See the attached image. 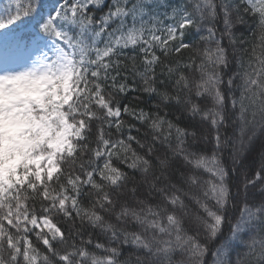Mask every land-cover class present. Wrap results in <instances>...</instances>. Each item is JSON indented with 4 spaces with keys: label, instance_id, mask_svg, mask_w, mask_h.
Masks as SVG:
<instances>
[{
    "label": "snow or ice",
    "instance_id": "1",
    "mask_svg": "<svg viewBox=\"0 0 264 264\" xmlns=\"http://www.w3.org/2000/svg\"><path fill=\"white\" fill-rule=\"evenodd\" d=\"M0 264H264V0H8Z\"/></svg>",
    "mask_w": 264,
    "mask_h": 264
},
{
    "label": "trees",
    "instance_id": "2",
    "mask_svg": "<svg viewBox=\"0 0 264 264\" xmlns=\"http://www.w3.org/2000/svg\"><path fill=\"white\" fill-rule=\"evenodd\" d=\"M7 2L8 0H0V8L2 7H5L7 5ZM108 2H110V0H108ZM171 3L173 4H177L180 2V0H170ZM222 27V26H221ZM243 27V26H241ZM237 35H240V33H237ZM243 35L245 37H250L251 35V29H246L244 32H243ZM135 95H140V101H139V107H142L144 108L146 111L148 110H151L152 109V106L154 104L157 103V100L153 97H149L145 94H137V93H132V94H129V96L124 99L122 101V103H128L129 101H132L133 104L137 103L135 100H133V96ZM130 120L131 123H136V121H131V118H128ZM137 126L139 127V124H137ZM141 131H143V129H141ZM135 147V145H134ZM102 239H106V238H102ZM131 246H125V253L128 252V251H131ZM246 249L244 248V246L241 244V245H238L232 252V260L234 261L236 259V256L239 254V253H243Z\"/></svg>",
    "mask_w": 264,
    "mask_h": 264
}]
</instances>
